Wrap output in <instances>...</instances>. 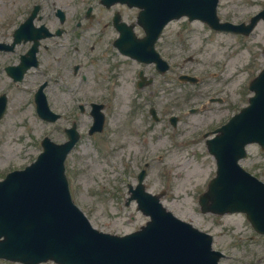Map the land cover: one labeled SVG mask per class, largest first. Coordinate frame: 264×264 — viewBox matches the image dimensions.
Wrapping results in <instances>:
<instances>
[{
  "label": "rangeland",
  "instance_id": "1",
  "mask_svg": "<svg viewBox=\"0 0 264 264\" xmlns=\"http://www.w3.org/2000/svg\"><path fill=\"white\" fill-rule=\"evenodd\" d=\"M3 1L0 0V5ZM263 7L264 0H220L218 14L222 21L241 23ZM263 49L262 22L249 37L212 31L199 22H174L162 38V57L171 66L170 71L162 75L161 104L158 98L162 110V138L154 141L149 136L151 147L138 142L137 134L142 132L140 128L147 116L132 108L135 93L126 77L118 82L116 101L108 110L110 129L104 141L88 135L89 118L82 116L84 136L68 157L66 171L75 203L95 228L126 234L145 224L147 218L137 211L135 204L125 207L124 203L128 197L127 184L136 183L138 171L148 162L147 189L151 192L166 190L162 200L169 210L213 235L214 248L226 256L221 264H264V238L251 239L254 232L243 215H203L198 205L199 195L207 189L216 170L203 133L221 125L248 104L252 95L248 84L264 67ZM182 74L199 78V83L180 82L178 77ZM92 91L87 86L86 107L89 102L98 100V94ZM211 97L222 102L205 104ZM64 102L68 107L74 104L71 97ZM202 106H206L204 110L189 113L190 109ZM172 115L180 118L177 131L169 124ZM45 136L54 141L64 138L57 124L39 123L32 130L0 126V179L10 170L32 161L24 159L25 150L31 151L35 159L36 153L42 150L40 143ZM26 142L33 146L26 147ZM149 149H160L162 158L154 156L158 151L153 154ZM248 153L242 166L264 178V151L258 145H251Z\"/></svg>",
  "mask_w": 264,
  "mask_h": 264
},
{
  "label": "water",
  "instance_id": "2",
  "mask_svg": "<svg viewBox=\"0 0 264 264\" xmlns=\"http://www.w3.org/2000/svg\"><path fill=\"white\" fill-rule=\"evenodd\" d=\"M187 2L162 0V15L192 10L206 15L209 22L215 20L216 0L205 1V12ZM260 17L264 12L254 17L251 25L225 27L248 34ZM251 89L256 91L251 106L233 117L211 141L218 171L201 198L205 212L242 211L250 218L255 211L264 213V207H258L263 202L259 200L264 195L262 183L238 165L246 155V144L264 143V72L252 82ZM44 147L36 163L0 183V257L26 264L49 259L61 264H217L211 237L163 209L151 214L153 222L145 236L139 232L121 240L93 229L71 202L63 167L69 148H57L48 141ZM142 200L157 203L150 195Z\"/></svg>",
  "mask_w": 264,
  "mask_h": 264
},
{
  "label": "flooded vegetation",
  "instance_id": "3",
  "mask_svg": "<svg viewBox=\"0 0 264 264\" xmlns=\"http://www.w3.org/2000/svg\"><path fill=\"white\" fill-rule=\"evenodd\" d=\"M140 12L122 0H4L0 126H36L38 97L53 111L66 114L70 107L55 98L86 97L87 86L99 96H108L107 83L124 77L147 95L148 102L150 86L141 78L148 77L144 71L148 65L120 52L144 36ZM158 82L162 89V80ZM158 120L144 125L137 137L161 139L162 128H155L162 126V118Z\"/></svg>",
  "mask_w": 264,
  "mask_h": 264
},
{
  "label": "bare ground",
  "instance_id": "4",
  "mask_svg": "<svg viewBox=\"0 0 264 264\" xmlns=\"http://www.w3.org/2000/svg\"><path fill=\"white\" fill-rule=\"evenodd\" d=\"M214 54V53H213ZM215 55V57H217V55L216 54H214Z\"/></svg>",
  "mask_w": 264,
  "mask_h": 264
}]
</instances>
